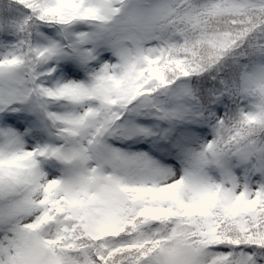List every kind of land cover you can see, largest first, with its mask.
<instances>
[{
    "label": "snow or ice",
    "instance_id": "obj_1",
    "mask_svg": "<svg viewBox=\"0 0 264 264\" xmlns=\"http://www.w3.org/2000/svg\"><path fill=\"white\" fill-rule=\"evenodd\" d=\"M0 264H264V0H0Z\"/></svg>",
    "mask_w": 264,
    "mask_h": 264
}]
</instances>
